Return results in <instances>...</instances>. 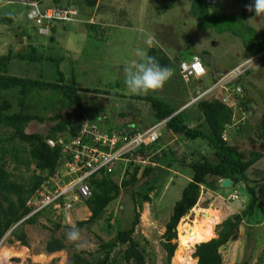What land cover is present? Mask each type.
I'll return each mask as SVG.
<instances>
[{
	"label": "rangeland",
	"instance_id": "374dc122",
	"mask_svg": "<svg viewBox=\"0 0 264 264\" xmlns=\"http://www.w3.org/2000/svg\"><path fill=\"white\" fill-rule=\"evenodd\" d=\"M0 1V55H5L10 50H29V45L32 44L42 57L59 60V69L64 74L66 83L73 78L76 87L91 91H105L109 86L119 84V87L113 90L117 95L110 97L80 94L85 116L98 114L105 117L102 115L103 111H107V115L108 112H114L116 115L115 113L120 111L125 116V122H134L139 126L150 122V105L134 101L131 97H152L172 108L181 106L185 101V107H190L198 93L211 87V78L215 77L217 72L223 75L247 59H254L253 54L243 48L242 40L232 34L238 32L246 42H250V33L241 25L240 18L246 27L261 32V36H264V17H257L254 12L246 10V5L251 0L240 4H236L235 0L217 1V7L210 10L212 12L209 14V20H204L211 28L204 30L197 28L198 24L203 22V17L195 18L191 14L194 9L191 8L192 0H69L68 10L77 17L72 16L63 24L53 22L50 32L45 35L38 32L39 35L36 36H33V28H36L38 23L34 25L35 20L33 23L25 18V14H28L26 7L17 0ZM67 1L60 0L55 4L54 0H42L35 4L38 9L54 10L59 9L58 6L64 7ZM209 1L210 4L214 2L208 0V3ZM51 6L54 8H50ZM80 10L82 14L78 15ZM212 22L214 24H211ZM88 24H98L102 34L97 36L88 33ZM228 30L230 32H227ZM49 37L53 40L49 41ZM149 48L164 53L168 58L180 57L186 61L191 55H198L206 64L208 74L200 81L191 79L189 83H185L179 72H173L163 89L146 95L130 94L124 84L122 70L132 60L138 59L135 55L137 50L148 53ZM252 62L247 73L240 79V86L251 98L253 113L249 119L239 122L235 119L236 125L233 128L239 129L240 133L242 131V135L232 138L237 139L232 141V144L242 152L245 159H248L250 151L253 150L264 153V144L257 142L255 131L258 122L264 119V57ZM9 75L40 79L44 82H51L56 76L54 66L50 62L26 63L17 60L11 61ZM34 105L36 113L47 120L43 124H30L26 129L27 134L46 133L55 124L50 121L55 115L66 117L74 111V107L69 106L66 100L55 98L52 93L46 92L34 98ZM44 106H48V110H44ZM136 115L138 117L134 120L132 117ZM242 123L244 128L239 126ZM234 129L231 133H239ZM160 137L158 147L167 146L172 154L159 164L160 167L149 178L154 191L150 194L151 202L143 204L134 235L141 242V246L145 247L149 255L147 260H152L154 264H164L165 252L160 245L164 226L171 216L174 204L191 178L190 169L181 160L188 159L194 152L205 156L208 154V157L211 153L204 140L186 141L180 136L172 137L165 129ZM14 148L20 152L22 146L14 142ZM19 154L22 159L27 157L26 154ZM16 165L12 162L6 167V170L13 174L11 179L16 183H27L34 168L26 170L19 166L15 170ZM246 177L250 181L264 177V157L247 171ZM113 180L117 183L120 181L118 177ZM144 182L145 179H142L134 191L143 187ZM131 191L121 190L119 198L109 205L100 220L94 225L80 228L83 239L79 250L76 245L66 240V232L72 224L87 220L89 212L76 206L70 212L68 222L55 221L60 226L57 231L42 217L33 225L24 226L22 230L28 244L26 247L11 240L9 234H6L0 244V264H68L71 254L76 251H85L96 256L101 241H109L115 236L116 230L126 229L130 225L134 215ZM235 191L238 197L232 200L228 189L219 194L202 187L196 206L180 222L184 220L185 223L192 224L195 218H209L212 239L216 238L220 223L232 215L241 213L248 202L243 187L239 186ZM107 221L113 230L107 229ZM214 224L217 225L212 228ZM178 227L179 224L176 228V240L173 241L176 244L174 260L172 258L170 264H196L193 253L197 245L190 244L186 239H183L182 243L187 248V255L182 256V262L176 260L175 254L181 242ZM52 236L63 239L65 250L47 255L44 251L45 245ZM219 253L222 264H239L244 261L249 264H264V198L252 218L238 227L233 238Z\"/></svg>",
	"mask_w": 264,
	"mask_h": 264
},
{
	"label": "trees",
	"instance_id": "16d2710c",
	"mask_svg": "<svg viewBox=\"0 0 264 264\" xmlns=\"http://www.w3.org/2000/svg\"><path fill=\"white\" fill-rule=\"evenodd\" d=\"M31 1L37 4L42 0ZM217 1L219 2V0H215V4L209 5L206 0H192L191 8L194 9L191 10V14L195 18L203 17V22L198 24V29L211 28L204 20H209V16H211L209 14L212 12L210 10L217 7ZM235 1L236 4L245 2V0ZM59 2L60 0H54L55 4ZM69 6L70 1L68 0L64 7L58 6V8L68 10L70 9ZM50 8L54 7L51 6ZM39 11L42 13L44 10L41 8ZM81 14L82 11L80 10L78 15ZM240 19L241 25L250 33V42H246L243 37H240L238 32H232V34L242 40V46L246 52L253 54V56L264 53V36H261L262 33L246 27L242 22L243 19ZM57 22L63 24V21ZM101 30L98 24H88V33L98 36L102 34ZM227 32H230V30ZM36 35L37 28L34 27L33 36ZM48 40L52 41L53 39L49 37ZM26 41H29L28 36ZM148 50V55L155 57L162 67H169L173 72L178 73V65L180 62L186 61L180 57L168 58L164 53H160L154 48ZM193 57L200 59L205 69V75H207L208 71L206 73L207 68L202 61V57L191 55L188 61ZM13 60L26 63L50 62L54 66L56 76L51 82L11 76L9 75V65ZM59 65L58 59L44 58L38 54L37 49L32 44L29 45V50L18 52L10 50L7 54L0 55V242L22 220L10 232L9 237L11 240L18 241L24 247L28 244L22 229L26 225L36 223L38 218L42 217L48 223H51L54 226V231L60 228L55 221L62 222L60 214L65 203V197H61L57 201L60 209L48 206L29 216L34 210L31 201L36 198L37 192L41 189L44 181L57 170H60L65 160H70V157L63 153L62 146L58 144V138H68L70 140L75 138L80 129V122L86 118L80 94L89 93L105 97L117 95L113 90H115V87H119V84L109 86L105 91L99 89L91 91L76 87L73 78L70 79L69 83H66ZM223 75L217 72L215 77L211 78V86L215 85ZM201 78L192 79L200 81ZM241 78L229 85L232 90L241 87V97L235 93L232 96L233 99H230L227 95L218 97V99H207L205 97L198 100L189 109L182 110L176 115L174 114L177 110L186 104L185 101L181 106L172 108L152 97L133 96L131 97L132 100L150 105L151 120L145 126H139L134 122H125V116L120 111L115 113L116 115L113 114L114 112L110 113L113 114L112 116L109 112L107 115V111H103L102 115H105V117L98 114L87 117L102 133L109 135L123 131L129 132V135H131L135 131L142 132L150 129L149 126L152 128L163 122L164 125L160 127L159 138L154 144L142 145L135 150L136 152L133 151L130 156L125 155V162H118L112 174H104L103 171H100L88 178L87 186L90 190V196L81 205L88 210L90 215L87 220L76 224L78 228L94 225L100 220L109 205L119 198L121 190H132L130 198L134 215L126 229L116 230L115 236L107 242L101 241L96 256L85 251H76L71 254L68 264H147L148 262L154 264L152 260H147L149 255L145 247L141 246V242L134 235L139 225L143 204L151 202L150 194L154 191L153 187L150 186L149 178L160 167L159 164L169 154H172L167 146L165 148L158 147L163 129L169 132L172 137L180 136L186 141L204 140L211 151L209 157L208 154L205 156L194 152V154H190L191 156L188 159L181 160L190 169L191 178L183 188L180 198L174 204L171 216L164 226L160 243L165 252L164 264H170L172 258L174 260L173 255L176 244L173 241L176 240V228L180 220L196 206L201 188L216 192L220 189L219 181L229 179L234 189L237 190L239 186L243 187L248 202L241 213L232 215L220 223L216 238L195 246L193 253L196 264H222L220 249L225 247L233 238L242 223L252 218L258 204L264 198V177L251 181L246 177L247 171L263 159L264 153L253 150L250 151L248 159H245L242 152L232 144L233 137L237 138L242 135V131L240 133L239 129L233 128L236 125L235 119H237V122L249 119L253 113L251 98L240 86ZM45 92L52 93L55 98L66 100L69 106L74 107V111L68 113L66 117L55 115L50 119L55 124L46 133L27 134L26 129L30 124L35 122L43 124L47 120L36 113V105H34V98ZM226 99L227 102H225ZM43 109L48 110V106H44ZM137 117L136 115L132 118L135 120ZM119 120H123V122ZM243 124L239 126L244 128ZM233 129L238 130L239 133H231ZM255 129L257 142L264 144V119L258 122ZM14 142H18L22 146L20 152L14 148ZM48 142H52L54 145L50 146ZM19 153L26 154L27 157L22 159ZM146 160L149 164L143 166L142 162ZM12 162L17 164L15 170L19 166L24 167L26 170L31 167L34 168L33 174L27 183H16L11 179L13 174L7 171L6 167ZM114 177H118L120 181L115 182ZM142 179H145L144 188L140 187V189L134 191ZM109 224V221H107V229L113 230L112 225ZM217 224L212 225V228ZM63 250H65L63 239H57L53 236L47 241L44 249L47 255ZM239 264L249 263L244 261Z\"/></svg>",
	"mask_w": 264,
	"mask_h": 264
},
{
	"label": "built area",
	"instance_id": "2783aa9c",
	"mask_svg": "<svg viewBox=\"0 0 264 264\" xmlns=\"http://www.w3.org/2000/svg\"><path fill=\"white\" fill-rule=\"evenodd\" d=\"M19 4L28 9L27 20L36 21L40 35L47 34L51 29V23L57 21H68L72 16L70 10L46 9L42 13L31 0H17ZM41 25V27H39ZM264 55L261 53L254 57L258 60ZM252 60V61H253ZM249 62H244L238 67L226 73L215 85L204 91L197 99L212 95L217 90L228 92L227 97H232L235 93L242 96L240 87L232 90L229 85L242 76L248 67ZM178 71L185 83L190 79H199L205 75V69L198 57H193L190 61H182L178 65ZM232 99V98H231ZM228 100L226 99L225 102ZM164 124L161 123L155 127L142 132L135 131L129 135V132H117L111 135L102 133L99 128L93 124L87 117L80 122L78 134L73 139H59L58 144L62 146L63 153L70 157L65 160L62 168L49 176L37 192L36 198L32 199L31 204L34 207L33 213L43 210L48 206L54 209H60L57 201L65 197V203L61 209L60 217L68 222V217L75 205L86 200L90 196V190L87 186V180L92 175L103 171L104 174H112L116 164L124 161L125 155H131L140 146H149L154 144L159 138V129ZM50 146L54 144L48 142ZM143 166L149 162L143 161ZM232 198H235L233 196ZM29 203V205H31Z\"/></svg>",
	"mask_w": 264,
	"mask_h": 264
},
{
	"label": "clouds",
	"instance_id": "9594fccd",
	"mask_svg": "<svg viewBox=\"0 0 264 264\" xmlns=\"http://www.w3.org/2000/svg\"><path fill=\"white\" fill-rule=\"evenodd\" d=\"M206 3H208V0H206ZM210 3H211V1H209V3H208L209 5L215 4V0H214V2H212V4H210ZM246 10L249 12H254L257 17H264V0H251V2L246 5ZM74 17H77V16H74ZM59 22H61V21H59ZM36 28H37V34H38V27H36ZM135 55L138 57V59L132 60L122 70L124 84H125L127 90L129 91V93L133 94V95H141V94L146 95L150 92H156L158 90L163 89V87L165 86L167 81L172 77L173 70L169 67H162L155 57L148 55V53L144 50H137ZM245 62L253 63L251 58L247 59ZM239 65H241V64H239ZM238 66H236V67H238ZM234 68H232V69H234ZM248 70L249 69H247L246 72ZM228 72H225L224 75ZM223 76H221V78ZM242 76H240V78ZM187 83H189V82H187ZM211 87H209V88H211ZM202 93L203 92L198 93L197 96L192 100L193 104H195L198 100L205 98V97H201V98L197 99ZM216 93H219L218 96H215ZM226 95H228L227 91L217 90L215 93H213L209 97L207 96V98L216 97V99H218V97H224ZM231 98L232 97H230V99ZM186 108H188V107H185V105H183L182 108L177 110L176 114L182 110H185ZM59 139H62V138H59ZM222 182H223V180L219 181L220 189H222L221 188ZM228 189L232 190V192H231L232 195H231L230 199L233 196H235V198H232V200H236L238 196L236 194L235 189L232 186V183H231V187H229ZM86 200H84V201H86ZM84 201H82V202H84ZM82 202L79 203L78 205H75L74 207L79 206L81 208H85L83 205H81ZM33 214H35V213H33V211H32L31 215H29V216H32ZM8 234H10V233L8 232L7 235ZM4 238H5V236L3 237V239ZM3 239L1 240V242L3 241ZM82 239H83L82 230L80 228H78L75 224H72L70 226V229L66 232V240L68 242L76 245L77 250H79V248L81 246ZM1 242H0V244H1Z\"/></svg>",
	"mask_w": 264,
	"mask_h": 264
},
{
	"label": "bare ground",
	"instance_id": "6f19581e",
	"mask_svg": "<svg viewBox=\"0 0 264 264\" xmlns=\"http://www.w3.org/2000/svg\"><path fill=\"white\" fill-rule=\"evenodd\" d=\"M149 127L151 128V126H149ZM128 156H130V155H128ZM209 225H210L209 218H203V219L195 218V220H194V222H192V224H187L184 222V220H182V222L179 223L178 232H179V236L181 237V242H179V247H178L176 255H175L177 262H182L183 261L182 256L185 254V252H187V250H186L187 248L182 243L183 239L188 240L190 244L192 243L194 245H199L201 243H206L213 238L212 237L213 233L211 232ZM185 255H187V254H185Z\"/></svg>",
	"mask_w": 264,
	"mask_h": 264
},
{
	"label": "water",
	"instance_id": "95a60500",
	"mask_svg": "<svg viewBox=\"0 0 264 264\" xmlns=\"http://www.w3.org/2000/svg\"><path fill=\"white\" fill-rule=\"evenodd\" d=\"M175 114H176V113H175ZM175 114H174V115H175ZM229 187H231V181H230L229 179H225V180H223V182L221 183V188H222V189H228ZM22 221H23V220H22ZM22 221H21V222H22ZM21 222H19L17 225H19ZM17 225H16V226H17ZM16 226H15V227H16ZM15 227H14V228H15ZM14 228H13V229H14ZM13 229H12V230H13ZM12 230H11V231H12ZM11 231H9V233H10Z\"/></svg>",
	"mask_w": 264,
	"mask_h": 264
},
{
	"label": "crops",
	"instance_id": "0c3cea01",
	"mask_svg": "<svg viewBox=\"0 0 264 264\" xmlns=\"http://www.w3.org/2000/svg\"><path fill=\"white\" fill-rule=\"evenodd\" d=\"M185 105V104H184ZM183 107V106H182ZM181 107V108H182ZM190 107H188V108H186V109H189ZM191 126V125H190ZM237 139H234V140H232V141H236ZM225 190H227V189H225ZM225 190L224 189H219V190H217L216 192H213V193H225ZM229 190V192H232V190H230V189H228ZM236 190V189H235ZM232 194V193H231ZM234 202V201H233Z\"/></svg>",
	"mask_w": 264,
	"mask_h": 264
}]
</instances>
